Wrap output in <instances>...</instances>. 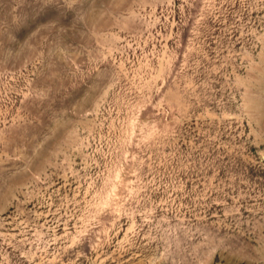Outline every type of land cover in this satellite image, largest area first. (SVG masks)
Listing matches in <instances>:
<instances>
[{"label":"rangeland","instance_id":"obj_1","mask_svg":"<svg viewBox=\"0 0 264 264\" xmlns=\"http://www.w3.org/2000/svg\"><path fill=\"white\" fill-rule=\"evenodd\" d=\"M0 264H264V0H0Z\"/></svg>","mask_w":264,"mask_h":264}]
</instances>
